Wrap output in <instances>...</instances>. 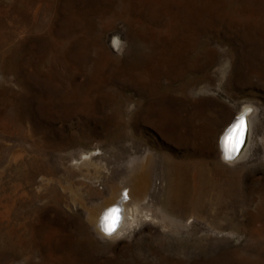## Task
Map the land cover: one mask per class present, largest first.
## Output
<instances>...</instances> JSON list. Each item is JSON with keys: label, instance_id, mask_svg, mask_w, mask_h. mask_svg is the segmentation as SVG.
I'll return each instance as SVG.
<instances>
[{"label": "rangeland", "instance_id": "obj_1", "mask_svg": "<svg viewBox=\"0 0 264 264\" xmlns=\"http://www.w3.org/2000/svg\"><path fill=\"white\" fill-rule=\"evenodd\" d=\"M0 264H264V0H0Z\"/></svg>", "mask_w": 264, "mask_h": 264}, {"label": "bare ground", "instance_id": "obj_2", "mask_svg": "<svg viewBox=\"0 0 264 264\" xmlns=\"http://www.w3.org/2000/svg\"><path fill=\"white\" fill-rule=\"evenodd\" d=\"M22 3V2H21ZM33 3V2H31ZM32 7V6H31ZM14 9V8H13ZM25 9V8H24ZM34 9V8H33ZM21 10V9H20ZM30 20V19H29ZM39 21V20H38ZM39 23V22H38ZM18 24V23H17ZM34 26V25H33ZM116 103V102H115ZM120 105V104H119ZM122 106V105H121ZM120 108V107H119ZM122 108V107H121ZM118 109V108H117ZM122 111V110H121ZM119 113V112H118ZM120 114V113H119ZM125 116V115H124ZM239 115H232L227 122L226 128L223 131L221 137H220V152L222 154V156L225 158L224 155V148L222 145V138L225 136L227 130L232 126L233 123L236 122V119ZM247 120V118H246ZM229 126V127H228ZM248 126V124H247ZM243 146V145H242ZM241 146V148H242ZM241 150V149H240ZM168 155V154H167ZM238 156V154L235 156L234 159H236ZM233 159V160H234ZM164 161V160H163ZM165 163V162H164ZM182 163V162H181ZM185 163V162H184ZM183 163V164H184ZM167 164V163H166ZM167 166V165H166ZM170 166V165H169ZM175 166V164H174ZM171 167V166H170ZM176 168V167H175ZM182 168V167H181ZM180 169V168H179ZM173 170V169H172ZM182 170V169H181ZM204 170V169H203ZM180 171V170H179ZM178 171V174H179ZM172 174V173H171ZM166 175V174H165ZM181 176V175H180ZM171 178V177H170ZM169 178V179H170ZM184 178V177H183ZM182 179V177H181ZM171 180V179H170ZM183 180V179H182ZM186 180V179H185ZM124 181V180H123ZM167 182V181H166ZM171 182V181H170ZM179 181H177L178 183ZM125 184L122 186V188L124 189L125 186L129 185L130 189L127 190L128 193V197L127 199L123 198V193H125L124 191L122 192L121 187L119 186H115L112 185L111 186V196L106 199V201L104 202V204H102V206H100L98 209L92 211L91 208H89L91 211L87 212L88 214V220L89 222L94 225L96 227V229H98V231L102 232L103 234H105L102 230V219L104 214L112 207H119L121 209V221L120 224L117 228V231L113 234H120V232L123 230L124 224H125V214L126 211L128 209V213L131 215V219L128 220L129 224H133L134 222L138 221L137 220V211H138V207L139 205L142 203L143 200L146 199L147 196V189H148V175L146 171L143 172H139L138 175H136V177L134 178V181L129 183L124 182ZM175 183L173 184V189L174 190H179L180 184H182L183 182H179L178 184ZM122 184V183H121ZM188 184V183H186ZM118 185V184H117ZM170 186V185H169ZM172 186V185H171ZM189 186V185H188ZM187 186V187H188ZM109 187V186H108ZM185 186L184 184L181 185L180 189H183ZM192 189V188H191ZM189 190V188H188ZM170 191V190H169ZM171 193V192H169ZM176 198V197H175ZM190 203V202H189ZM96 207V205H95ZM130 226H127V228ZM132 228V227H131ZM127 232V231H126ZM107 235V234H106ZM113 236V235H112Z\"/></svg>", "mask_w": 264, "mask_h": 264}, {"label": "snow or ice", "instance_id": "obj_3", "mask_svg": "<svg viewBox=\"0 0 264 264\" xmlns=\"http://www.w3.org/2000/svg\"><path fill=\"white\" fill-rule=\"evenodd\" d=\"M113 43L117 48H119V41H114ZM250 111L251 109H247L245 113L239 115L236 119V122L232 124V126L227 130L225 136L222 138L225 159L228 161H232L235 158V156L240 152L241 146L245 142V134L247 131V122L245 120V116L247 115V112ZM127 197L128 193H123V198L127 199ZM112 211L113 209L110 208L103 216L104 233L108 236H111L117 231L121 221V210L117 208V223L111 228L107 226Z\"/></svg>", "mask_w": 264, "mask_h": 264}, {"label": "clouds", "instance_id": "obj_4", "mask_svg": "<svg viewBox=\"0 0 264 264\" xmlns=\"http://www.w3.org/2000/svg\"><path fill=\"white\" fill-rule=\"evenodd\" d=\"M114 41H119V40H114ZM119 44H120V42H119ZM117 208H119V207H112L113 211H112V213H111V215L109 217L108 225H107L109 228L113 227V225H115L117 223V211H116ZM102 230L104 232V222H103V219H102Z\"/></svg>", "mask_w": 264, "mask_h": 264}, {"label": "water", "instance_id": "obj_5", "mask_svg": "<svg viewBox=\"0 0 264 264\" xmlns=\"http://www.w3.org/2000/svg\"><path fill=\"white\" fill-rule=\"evenodd\" d=\"M245 120H246V116H245ZM246 122H247V120H246ZM246 134H247V131H246ZM246 134H245V137H246Z\"/></svg>", "mask_w": 264, "mask_h": 264}]
</instances>
